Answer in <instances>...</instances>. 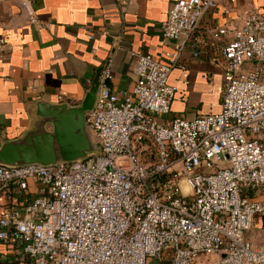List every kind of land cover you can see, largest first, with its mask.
Wrapping results in <instances>:
<instances>
[{"label": "built area", "instance_id": "1", "mask_svg": "<svg viewBox=\"0 0 264 264\" xmlns=\"http://www.w3.org/2000/svg\"><path fill=\"white\" fill-rule=\"evenodd\" d=\"M222 1L177 0L161 26L162 42L178 43L170 61L136 53L133 90L100 89L87 121L101 152L0 164L9 264H264V243L246 237L264 212L249 195L264 186V12L249 9L216 29L229 37L221 110L158 121L179 91L170 75L182 51ZM22 8L41 25L32 0Z\"/></svg>", "mask_w": 264, "mask_h": 264}, {"label": "crops", "instance_id": "2", "mask_svg": "<svg viewBox=\"0 0 264 264\" xmlns=\"http://www.w3.org/2000/svg\"><path fill=\"white\" fill-rule=\"evenodd\" d=\"M41 25L28 22L22 0H0V147L51 122L39 104H81L98 74L101 88L124 94L133 90L136 53L168 63L178 51L162 42L161 26L177 0H32ZM249 9L264 12V0H223L207 13L170 75L179 91L171 112L160 120L194 119L221 110L224 66L221 50L228 35L216 29ZM199 56H195V50ZM106 70L110 77H105ZM249 195L264 203V186ZM6 198H0V206ZM246 237L264 243V212ZM0 243V264H9Z\"/></svg>", "mask_w": 264, "mask_h": 264}, {"label": "water", "instance_id": "3", "mask_svg": "<svg viewBox=\"0 0 264 264\" xmlns=\"http://www.w3.org/2000/svg\"><path fill=\"white\" fill-rule=\"evenodd\" d=\"M99 75L81 104H39V113L47 117L53 130L44 126L29 130L25 135L5 142L0 147V164L23 166L29 164L54 165L84 160L102 151V141L95 134L88 114L95 107L101 83Z\"/></svg>", "mask_w": 264, "mask_h": 264}, {"label": "rangeland", "instance_id": "4", "mask_svg": "<svg viewBox=\"0 0 264 264\" xmlns=\"http://www.w3.org/2000/svg\"><path fill=\"white\" fill-rule=\"evenodd\" d=\"M158 121H159V122H162V120H160V118H158Z\"/></svg>", "mask_w": 264, "mask_h": 264}]
</instances>
